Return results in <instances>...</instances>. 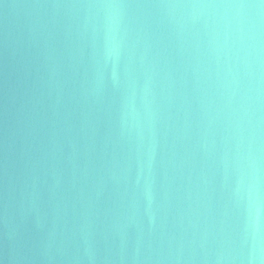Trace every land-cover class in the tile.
Here are the masks:
<instances>
[{"label": "water", "instance_id": "95a60500", "mask_svg": "<svg viewBox=\"0 0 264 264\" xmlns=\"http://www.w3.org/2000/svg\"><path fill=\"white\" fill-rule=\"evenodd\" d=\"M0 264H264V0H0Z\"/></svg>", "mask_w": 264, "mask_h": 264}]
</instances>
